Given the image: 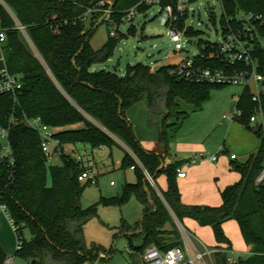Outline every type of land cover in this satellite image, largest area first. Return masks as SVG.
<instances>
[{
  "label": "trees",
  "instance_id": "trees-1",
  "mask_svg": "<svg viewBox=\"0 0 264 264\" xmlns=\"http://www.w3.org/2000/svg\"><path fill=\"white\" fill-rule=\"evenodd\" d=\"M4 1L26 26L44 60L28 47L15 27V18L0 3V20L7 30L3 45L6 62L12 72L23 78V88L16 99L11 95L0 97V123L10 128L17 158L13 179H0V201L6 204L18 227V235L23 237L22 247L16 250L17 256L33 264H90L98 260V264H109L107 258L99 259L105 247L87 244L84 225L97 215L100 205L122 206L136 196L145 204L144 216L135 227L124 221L120 230L134 233L127 237L135 250L144 253L153 243L163 250L180 244L179 230L166 229L173 211L183 223L189 218L201 226L212 227L219 248L232 249L224 224L236 220L245 243L252 246V253L241 257L238 264H264V182L256 184L255 181L264 163L262 131L255 129L262 140L256 153L245 162L233 159L231 168L240 178L220 191L221 204H187L178 183L179 164L164 165V156L145 149L128 118V112L143 99L151 110L158 109L163 102L162 130L168 146L170 127L173 126V137L188 115L184 103L198 109L209 96L210 88L222 85L177 79L170 75V65L154 71L153 66L144 63L129 64L125 74L94 70L95 64L106 62L114 55L124 37L122 32L118 37L109 34L101 48L92 45L91 39L103 20L98 21V14L88 19L84 16L87 9L100 0ZM140 1L113 0V16L121 21L126 10ZM169 1L164 0L163 4ZM151 7L142 4L139 10L146 13ZM240 11L264 14V0H222L223 25L229 21L235 30L240 28L236 20ZM211 16L215 18L213 11ZM133 27L129 31L134 32ZM198 32L193 26L187 30L189 36ZM206 42L201 40L199 45L209 56L216 47L204 49ZM260 51L263 53L264 49ZM201 62L205 66L227 67L225 61L216 56L205 57ZM251 96L246 88L238 104L245 112L241 122L249 128H252L249 115L255 106ZM35 116H41L55 128L61 142V163H47L38 133L26 124V117ZM118 139L131 149L123 159L122 168L134 166L137 181L126 183L120 196H101L93 205L79 207L77 200L92 182L79 180V174L86 167L81 160L65 153L63 146L86 143L92 147H112L119 143ZM137 159L155 178L165 174L168 188L161 189L160 194L145 181ZM25 230L29 231V238ZM137 230H141L143 236L139 246L133 244ZM6 258L0 244V264H4ZM216 264H230L227 254L217 253Z\"/></svg>",
  "mask_w": 264,
  "mask_h": 264
},
{
  "label": "rangeland",
  "instance_id": "rangeland-1",
  "mask_svg": "<svg viewBox=\"0 0 264 264\" xmlns=\"http://www.w3.org/2000/svg\"><path fill=\"white\" fill-rule=\"evenodd\" d=\"M190 8V16L187 20V25H192L199 32L196 35H183L182 43L183 50H175V43L169 36V30L162 25L158 20L160 7L152 6L146 13L138 14L132 22L124 21L120 25V32L124 37L118 43L114 55L103 63L94 65V70H110L117 71L120 74H125L129 64L144 63L146 65L154 66L156 64H172L183 58L193 57L200 51L199 42L204 41H221L223 35V23L221 22L222 15V0H196L192 3ZM214 12L215 18H212L211 12ZM101 19L98 18V21ZM134 26V32L129 31V28ZM112 29L106 21L103 20L98 26L91 39L92 45L99 49L108 39L110 30ZM28 47L32 49L31 45L25 39ZM207 43V42H206ZM1 51V49H0ZM249 91L253 90L254 82L251 83ZM247 87L244 84H226L222 86H212L209 90V96L202 102L201 107L195 109L189 103H184V110L187 116L183 121L182 126L177 133L172 137L173 126L169 129L171 142L168 147L175 149L184 147L185 145L202 146V149H197L192 156L177 157L176 159L184 160L187 164L185 171L190 174L191 161L197 159L198 164H203L205 168L204 176L197 177L195 182L185 183L179 186L183 193V199L187 204H218L221 203V184L214 176L208 175L209 171L216 164L211 160V157L218 155V158L227 156L235 152L239 154L240 148L244 146L249 140V133L253 135L257 133L255 130L239 125L230 127L231 121L224 117L225 113L234 112L239 104V97ZM135 123V129L139 135L142 134L145 125L151 123V129L160 123L163 114H156L147 105L145 99L138 102L130 111ZM171 121V120H170ZM163 122V120H162ZM240 122L241 121H237ZM79 124L78 126H81ZM120 140V139H118ZM166 142L163 143V146ZM220 145H224L227 153L218 154L217 149ZM75 154L81 157L86 164V167L93 166L99 171L100 178L97 177L98 183H91L88 185L80 198V202L84 208H87L98 202L101 196H120L123 193L125 185L124 170L119 169L116 164L117 160L124 155V149L115 144L112 147L106 146L107 150L102 151L99 147H92L86 143L75 144ZM71 148L66 147L65 153H70ZM74 156V155H72ZM244 157V156H243ZM241 157V158H243ZM78 159V157H76ZM53 161L59 163V156H55ZM115 162V163H113ZM88 165V166H87ZM114 165L117 167L114 168ZM232 166L230 165V170ZM110 169V170H109ZM208 176V177H207ZM210 177V178H209ZM114 180L117 185L111 186L110 182ZM51 183V178H49ZM210 185V188L202 190L203 186ZM101 207V206H100ZM1 209V206H0ZM3 213V210H0ZM8 227L7 231L13 235L15 249L9 256L14 258V264H27L21 257L17 256V235L8 218L5 216ZM2 222V221H1ZM174 228H178L177 221L174 216L171 219ZM4 223V222H2ZM0 223V227L2 226ZM187 226L197 234V237L211 247H216V239L212 227L208 226L202 228L201 231L195 229L188 221ZM100 227V228H99ZM94 228V234L98 240L105 245L107 250V257L109 264H144L140 255L136 253L130 246L129 240L125 235L115 234L112 232L113 228H109L105 232L101 226ZM200 230V229H199ZM225 230L232 241V250L239 253L242 258L247 257L248 248L240 231L238 222L236 220H229L225 224ZM114 231V230H113ZM180 232V230H179ZM25 236L30 237L28 230H25ZM12 238V236H11ZM181 242L183 245V237L181 235ZM135 245L140 244V237H133ZM143 255V253H142ZM141 260V261H140Z\"/></svg>",
  "mask_w": 264,
  "mask_h": 264
},
{
  "label": "built area",
  "instance_id": "built-area-1",
  "mask_svg": "<svg viewBox=\"0 0 264 264\" xmlns=\"http://www.w3.org/2000/svg\"><path fill=\"white\" fill-rule=\"evenodd\" d=\"M163 1L141 0L138 4L128 8L122 20L118 21L113 16V0H100L96 5L87 9L84 19H88L92 14H98L111 25L110 35L118 37L122 22H132L138 14H144L139 10L140 5H157L160 7L157 18L162 25L168 28L169 36L175 43V50H183L182 36L188 35L187 30L192 26L187 25V20L190 16V5L194 2L191 0H171L164 5ZM0 3L5 5L11 12L16 21L15 27L22 33V36L31 45L34 52L44 61L33 43L26 26L18 20L4 0H0ZM236 20L241 25L240 28L235 30L228 21L227 25H223L224 37L221 41H208L203 45L204 49L216 47L215 51H212L209 56L200 49L197 55L183 58L170 64L169 73L177 79L192 83H211L217 85L244 84L249 88L252 86L251 83L254 82L253 90L250 92L255 106L249 115V122L256 129H260L264 135V51L263 53L260 51L261 48L264 49V14L255 11H240L236 15ZM6 39L7 30L3 27L0 20V97L11 95L16 99L23 88V78L21 74L12 72L7 65L3 50ZM214 56L225 61L227 67L205 66L202 64L201 60L203 58ZM244 114V110L241 107H237L234 112L225 113L224 117L231 122L241 121ZM26 124L38 133L47 163L50 165L56 164L53 159L60 154L61 142L56 137L55 128L46 123L41 116L26 117ZM223 151L224 147L220 146L218 153ZM231 158L237 159V154H231ZM78 159L80 160L81 157L78 156ZM211 159L217 160L218 155L212 156ZM137 160L143 168L146 181L161 194L154 175L143 166L139 159ZM196 162L197 159H193L190 163ZM16 164L17 158L11 140L10 128L0 123V179L8 177L9 180H12ZM132 167L134 168V166ZM177 173L179 177L187 175V172L181 167L177 168ZM97 177L98 172L94 167H86L79 174V180L82 182L90 181L96 183ZM255 181L256 184L264 182V163ZM0 206L15 230L17 249H20L23 244V237L18 235V227L10 216L6 204L0 201ZM171 213L177 221V226L183 237V245L163 250L153 243L145 249L142 255L144 264H216L217 253H226L227 261L230 264L239 263L241 256L237 255L232 249L207 245L198 239L194 233L189 231L173 211ZM104 258H106V254L104 252L99 253V259ZM13 262L14 258L11 256L6 258L4 264H13ZM98 262L100 261L98 260L90 264H98Z\"/></svg>",
  "mask_w": 264,
  "mask_h": 264
},
{
  "label": "crops",
  "instance_id": "crops-1",
  "mask_svg": "<svg viewBox=\"0 0 264 264\" xmlns=\"http://www.w3.org/2000/svg\"><path fill=\"white\" fill-rule=\"evenodd\" d=\"M152 111L156 114H163V117H164L165 111H164L163 102H160L158 109H155ZM128 118L130 119V121L135 126V123L133 122L134 121L133 116H131L129 112H128ZM162 120H163V118H162ZM162 120H161V127H159L160 126V123H159L153 129H151L152 125L150 126L151 123H148L147 125H145L146 127H144L141 135H139L136 131L137 136L140 139V141H141V143L145 149H147L149 151L156 152L157 154L164 156V158H163L164 159V165H169L171 163H175V164H179V166L185 170V167L187 166V164H184V160H181V159L177 160L176 158L177 157L183 158V157L192 156V154H194V152H196L197 149H202L203 145L202 146H199V145H197V146L188 145L187 146V145H185L184 147H179V148H175V149L171 148V151H170V148L167 146V144L165 146H163V143L166 141H165V138L163 135V130H162ZM239 125L245 126L244 124H242V122L240 123L237 121H232L230 123V127L239 126ZM250 125L252 126V128H250L251 130L256 129V127L254 125H252V124H250ZM245 127L249 128L247 125ZM261 141H262L261 137L258 134L256 135L253 133V135H252L251 133H249L248 142L240 148V152H239V154H237V159H234V161L245 162L246 160H248V158L250 157L251 154L256 153L259 150V148L261 146ZM118 142L119 143L117 145L121 146L124 149V155L122 158L117 160L116 164L119 166V169L124 170L123 172L125 174V180H126L125 185L128 182L134 183L137 181L136 170L133 167L126 168V169L122 168L123 159L128 152H131V149L122 140H118ZM220 146L224 147V151L221 153H218V154L227 153V149H225L226 147L224 145H220ZM220 146H219V148H220ZM66 147L71 148L70 153L72 155H74L73 157H75V158L78 157L77 154H75V148H74L75 144H66L63 146V149L66 150ZM219 148L217 149V152H218ZM99 149L102 151L107 150L106 146H99ZM59 151H60V154H58V156L60 158L59 163H61V151H62L61 148L59 149ZM233 153L236 154L235 152H233ZM233 153H231V154H233ZM231 154L229 156L230 157L229 159L227 158V156H223L222 158H218L217 160L211 159L212 161H215L216 164L209 171L208 175H210V177L214 176L216 179H218V181H219L218 183L221 184L220 191L225 186H227L228 184H232V183L238 181L240 178V174L237 171H231L230 170V165L232 164V161H233V159L231 158ZM241 157H243V158H241ZM81 161L83 162L84 166L86 167V164L84 163V161L83 160H81ZM177 161H180V162L176 163ZM113 163H115V162H113ZM198 163H199V161L191 164L193 166L190 167V174L186 171L187 175L185 177H178V183L179 184L181 183L182 185H184L185 183H192V182H195V179L197 177H203L204 176L205 168L203 167V164H198ZM56 164H58V163L56 162ZM89 167H93V166H89ZM116 167L117 166L114 165V168H116ZM97 172L99 173V171H97ZM98 178H100V174H98ZM155 180L157 182V186H158V189L160 191H161V189L166 190L168 188V180H167V176L165 174L158 175V177L155 178ZM97 181H98V179H97ZM112 182H114V183L112 184ZM96 183H98V182H96ZM110 183H111L110 184L111 186L117 185V183L114 180H112ZM125 185H124V187H125ZM207 188H210V185L209 186L204 185L202 190H205ZM180 189H181V187H180ZM181 192H182V190H181ZM182 199H183V193H182ZM183 201L185 203H187L184 199H183ZM221 202H222V198H221ZM219 204H221V203L209 204V205H219ZM100 206L98 208L97 215L92 217L84 225V236H85L86 242L89 246H91L92 244H97V245H102L103 247H105V245L101 242L102 240H98L99 238H97L95 236L96 233L94 234V228L97 229V227H99V226H101L105 232H108V229L112 227L114 230V231L112 230V232H114V234H113L114 236H116L115 234L117 232H118L117 234H122V235H125L126 237H127V235H133L134 234L133 232H122V231H120L121 226H122L123 222L125 221L128 225L135 227L136 224L143 218L144 211H145V204L143 202H141L136 196H132L130 198V200L122 206H103V205H100ZM0 210H2V208ZM4 214L5 215L3 217V213L0 211V223L4 222V223H2V226L0 227V244H1L3 251L6 253L7 257H10L9 254L14 252L15 243H14L13 235L9 234V231H7L6 227H8V224H7V221L5 218V216L7 217V215L5 212H4ZM187 221L190 225L194 226L195 229L198 231H201L203 227H204L203 230H205V227H208V226L202 227L197 221L186 218L184 221V224L189 229V231H191L192 233H194V232L190 229L189 226H187V224H186ZM5 224H6V227H5ZM225 224H224V229H225ZM166 229H168V230L174 229L172 222H168L166 224ZM8 230H9V227H8ZM203 230H202V232H203ZM225 232L227 234L226 230H225ZM135 234L136 235H134L133 237L139 236L140 237V244L139 245H141L143 242V236L141 234V230H137ZM194 234L197 236L196 233H194ZM11 236H12V238H11ZM127 239H128V237H127ZM133 244H134V242H133ZM139 245H136V246H139ZM131 248L136 253H138L140 255V258L142 260V252L135 250L133 248V246H131ZM247 248H248V252H249L247 255V257H248L252 253V246L247 245ZM104 253L106 254V258L109 260V258L107 257V250ZM236 254L241 256L239 253H236ZM108 263H109V261H108ZM13 264H14V262H13ZM27 264H29V263L27 262Z\"/></svg>",
  "mask_w": 264,
  "mask_h": 264
},
{
  "label": "water",
  "instance_id": "water-1",
  "mask_svg": "<svg viewBox=\"0 0 264 264\" xmlns=\"http://www.w3.org/2000/svg\"><path fill=\"white\" fill-rule=\"evenodd\" d=\"M101 20H103V18H101L99 21H101ZM169 66V64H156V65H154L153 66V70L154 71H158V70H160V69H162V68H164V67H168ZM180 161H177L176 163H179ZM145 181H146V179H145ZM149 192V191H148ZM149 200H150V202L152 203V199H151V193L149 192ZM77 205L79 206V207H81L82 206V204H81V202H80V199H78L77 200ZM29 264H33V263H29Z\"/></svg>",
  "mask_w": 264,
  "mask_h": 264
}]
</instances>
